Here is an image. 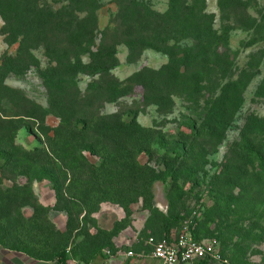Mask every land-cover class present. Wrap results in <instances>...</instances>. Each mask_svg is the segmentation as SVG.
Wrapping results in <instances>:
<instances>
[{"label":"rangeland","instance_id":"rangeland-1","mask_svg":"<svg viewBox=\"0 0 264 264\" xmlns=\"http://www.w3.org/2000/svg\"><path fill=\"white\" fill-rule=\"evenodd\" d=\"M96 1L93 44L86 37L83 45H89L93 52H108L114 45L116 62L105 75L71 73L69 64L79 52L68 47L66 40L54 37L49 48L30 50L33 58L30 59L18 42L10 44L1 34L4 24L0 19V68L12 66L6 63V58L20 62L19 72H10L0 86V137L13 133L17 124H24L32 132L25 126L16 129L15 144L24 150L38 147L47 151L58 129L74 133L73 124L85 121L89 127L87 141L96 149L105 148L107 155H126L124 163L130 171L123 176L124 170L118 168L111 180L114 190H109V194L128 207L131 215L146 217V229L134 244L127 249L123 246L122 250L141 253V242L148 236L160 238L162 219L172 212L184 220L192 219L198 237L217 240L221 259L213 264H264V180L257 175V164L252 167L235 147L248 117L264 118V102L254 99V92L264 76V0H241L254 23L239 25L225 20L217 0H205L204 12L213 17L212 29L221 37L227 32V38L217 44L216 54L205 58L207 63H216L215 71L209 72L200 64L204 90L199 94L181 83L170 85L165 76L153 79L154 73L169 66V57L152 49L130 50L122 44L121 38L114 35L119 23L115 0ZM141 1L155 13L164 14L168 10L169 0ZM37 2L39 8L54 12L69 6L68 0ZM227 27L230 28L227 30ZM173 44L183 49L193 42L169 43ZM80 59L84 65L89 63L87 55H80ZM247 67L258 74L245 88L243 103L218 142L216 137L220 134L213 135L205 129L202 133L200 125L207 122L208 110L227 77L236 80ZM138 74L130 83L129 79ZM116 84L124 93L114 98ZM134 115L140 127L154 132L156 142L149 143L143 134L125 132L123 123ZM192 124L199 130L194 136L188 127ZM256 141L260 148L264 146V134ZM82 155L94 166L101 163L100 158L90 157L85 152ZM168 175L177 177V184L172 183ZM89 176L85 174L81 181L89 180ZM68 179H71L69 185L66 183L68 192L77 197L88 195L87 190L78 188V178L72 177L71 172ZM153 179L148 188L147 184ZM191 180L198 183L192 195L182 201H168L167 195L177 193L183 183H186L184 190L189 191ZM25 184L26 179L12 170H0L1 188ZM31 190L34 204L45 210L20 208V222L28 227L22 240L24 248L17 253L0 247V264H50L53 263L50 254L66 242L70 244L68 253L73 255L71 247L102 245L100 233L105 230L100 228L112 230L114 227L115 222L104 216L100 228L95 224L97 236L91 238L87 233L92 220H83V214L77 215L75 208L64 202L57 203L50 182H32ZM208 191L221 196L235 214H227ZM110 205L123 211L118 205ZM65 208L70 215L63 210ZM12 218L13 222L17 220L13 214ZM178 230L174 229L173 233ZM3 239L5 229L0 227V240Z\"/></svg>","mask_w":264,"mask_h":264},{"label":"trees","instance_id":"trees-1","mask_svg":"<svg viewBox=\"0 0 264 264\" xmlns=\"http://www.w3.org/2000/svg\"><path fill=\"white\" fill-rule=\"evenodd\" d=\"M37 1L0 0V19L4 24L1 34L6 37L8 42L10 44L18 42L27 56L33 59L30 50L40 47L49 48L52 45L51 39L53 37L54 39H63L66 40L68 47L76 48L79 52L74 56L73 63L69 64L71 73L79 72L93 76L107 74L112 68V64L116 62L114 45L110 47L108 52L101 50L93 52L89 45L88 47L83 45V40L86 37L93 44L92 40L97 26L95 15L98 8L97 1L68 0V7L55 12L50 9L39 8ZM217 2L227 22L232 20L236 25L245 24V22L254 23V20L246 13V7L241 0H217ZM115 3L119 9L117 12L119 23L117 29L114 30L116 38L120 37L122 44L130 50L152 49L169 57V66L154 73L153 79L165 76L170 85L181 83L184 88L190 87L192 92L198 94L204 90L201 88L204 79L199 70L200 64L204 65L202 68H207L209 72L215 71L217 69L215 68L216 63H207L205 58L216 54L217 44L227 38V32L221 37L212 29L213 17L204 12L205 0H169L168 10L164 14L151 11L145 7L141 0H115ZM229 28L227 27V30ZM182 40H192L193 44L183 49L174 44L169 45L170 42L178 43ZM80 55H87L89 63L82 64ZM5 61L12 66L6 69L0 68V86L10 72H19L17 67H19L18 63L20 62H17V59L6 58ZM247 68L240 72L236 80L227 77V81L223 83L219 94L214 98L212 106L208 110L207 119H205L207 122L200 125L199 129L202 133L205 129L213 135L220 134L216 137L218 142L221 141L233 115L241 107L245 88L258 74V71L251 67ZM50 70L55 71L54 68ZM138 77L139 74L133 76L129 82H133ZM221 80H224V77ZM212 90L214 91L215 88ZM113 92L115 93L114 98L124 93L119 84H116ZM254 99L264 102V76L254 92ZM105 121L106 119H103V123ZM78 124H81V127H75ZM78 124H73L74 133L63 132L65 128L62 132L58 129L54 137L50 139V146L47 151L38 147L32 150H24L15 144L16 129L25 126L28 132H32L24 124H17L13 133L0 137V170L10 169L26 179V184L23 186H13L6 189L0 187V227L5 229V239L0 240V247L4 250L20 253L24 248L22 240L27 234L28 227H24L20 222V208L29 206L45 210L34 204L31 183L35 181L46 180L50 182L57 203L64 202L69 207H74L77 215L83 214V220L89 218L92 220L90 221L92 227H95L96 221L91 216L98 211L101 204L110 203L123 209L124 218L115 222L112 230L104 231V233L99 232L103 236L102 245L100 244L95 248H86L82 245L76 248L71 247L70 250L74 253L80 249H85L88 252L85 253L86 259H83L86 263H88L89 258L95 257L103 249L107 248V250L112 251L111 239L130 225L131 213L128 207L123 206L109 194V190H114L111 180L118 172V168L124 170L121 173L123 176L129 170L124 163L126 159L124 156L126 155H107L104 152L105 148L96 149L86 138L89 132L88 124L85 121H78ZM123 127L128 135L143 134L149 143L156 142L157 137L152 130L144 129L136 123V115L124 122ZM188 127L191 129V136L199 133L195 124ZM263 134L264 118L249 116L240 134V141L235 144V147L240 149L241 154L250 161L252 167L255 168V164H257V175L261 180H264V146L261 145L260 148V144H257L256 140ZM189 136L185 135V137ZM83 152L90 157L100 158V165H92L82 155ZM68 172L72 173V177L78 178L76 184L80 185L78 188L87 190V196L77 197L67 191L66 183L68 182L67 185L71 183V179H68ZM88 173L90 179L81 181V178ZM168 177L172 183L177 184V177L174 175H168ZM154 180L147 184L148 188L151 187ZM197 184L195 180H191L189 191H185L186 183H183L177 193L167 195L168 201L173 202L174 199L182 201L188 195H192ZM208 193L212 195L219 207L226 210L227 214H235L231 207L225 204L221 196L212 191H208ZM74 200L78 203L72 202ZM63 210L68 215L71 214L68 208ZM12 214L17 218L14 222ZM185 220L176 213L168 212L161 222V237H148L154 238L157 242L162 239H169L171 231L176 228H179L176 233L178 235ZM192 222L191 236L194 240L211 239L198 237L195 233L196 224L193 220ZM97 234L90 237H96ZM148 237L140 244L143 248L142 251L145 252L149 251V248L144 244ZM69 245L66 242L65 246L53 251L50 254V261L52 260L55 264H67ZM203 262L204 264L208 263L207 261Z\"/></svg>","mask_w":264,"mask_h":264},{"label":"crops","instance_id":"crops-1","mask_svg":"<svg viewBox=\"0 0 264 264\" xmlns=\"http://www.w3.org/2000/svg\"><path fill=\"white\" fill-rule=\"evenodd\" d=\"M120 210V209H119ZM115 210L110 204H101L98 211L94 213L91 218L96 221L98 228L102 226L101 219L106 216L108 220L117 222L124 218V212L122 210ZM105 214V215H104ZM146 217L145 215H138L133 213L130 217V225L122 230L118 235L111 239L112 251L103 249L101 253L97 254L95 257L89 258L88 263L84 262L86 259L85 249H80L78 252L69 253L67 264H160L157 260L152 259L149 256L144 258H139L140 253H134L131 250H122L123 246L129 247L137 241V237L145 228ZM109 224V223H108ZM101 230L110 231V228H100ZM89 236H94L97 234L95 227H91L88 230ZM176 236L171 231V237ZM127 249V248H126ZM132 252L133 257H127V253ZM86 253V254H85ZM108 253V254H107ZM76 256V257H74ZM16 263V262H15ZM55 264V263H50ZM195 264H204V262H198ZM207 264H213L208 262Z\"/></svg>","mask_w":264,"mask_h":264},{"label":"built area","instance_id":"built-area-1","mask_svg":"<svg viewBox=\"0 0 264 264\" xmlns=\"http://www.w3.org/2000/svg\"><path fill=\"white\" fill-rule=\"evenodd\" d=\"M192 229V219H188L184 221L180 233L174 237L162 239L158 242L154 238L148 237L144 244L149 248V251H142L138 257L149 256L160 264H195L202 261L219 262L221 253L218 242L214 239L196 241L191 236ZM133 256L132 252L127 253V257Z\"/></svg>","mask_w":264,"mask_h":264}]
</instances>
